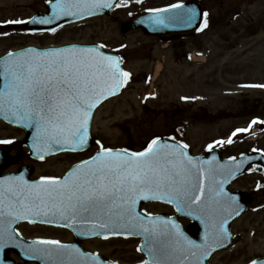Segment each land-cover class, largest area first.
<instances>
[{
    "label": "snow or ice",
    "instance_id": "snow-or-ice-1",
    "mask_svg": "<svg viewBox=\"0 0 264 264\" xmlns=\"http://www.w3.org/2000/svg\"><path fill=\"white\" fill-rule=\"evenodd\" d=\"M48 3L50 15L11 19L0 27L54 25L65 17L83 18L112 6V0ZM148 11L153 13L148 23L163 27H192L200 16L195 8L181 3ZM202 15L198 31L208 26V13ZM49 30L55 32L56 28ZM104 47L27 48L0 58V117L33 130L31 147L38 159L58 151L87 150L94 110L129 82L130 73L120 67V57L104 54L100 51ZM261 124L264 120H252L248 128L236 129L232 137ZM233 142L231 137L227 141ZM11 143L0 140V144ZM96 143V154L62 177H41L35 183L23 175L0 179V250L13 244L42 264H103L98 255L58 240H17L20 233L13 225L20 221L56 224L73 229L77 235L104 240L110 236L140 237L143 243L137 251L147 256L142 264H205L211 253L225 246L229 238L225 225L233 213L229 202L236 197L223 186L242 170L244 159L228 165L219 163L215 156L210 160L194 158L187 144L169 143L159 137L142 151ZM225 143L215 141L216 145ZM207 150L213 151L214 145L209 144ZM259 159H264V153ZM141 201L166 203L177 213L199 220L204 226L202 243L189 239L172 218L141 213Z\"/></svg>",
    "mask_w": 264,
    "mask_h": 264
},
{
    "label": "rangeland",
    "instance_id": "rangeland-1",
    "mask_svg": "<svg viewBox=\"0 0 264 264\" xmlns=\"http://www.w3.org/2000/svg\"><path fill=\"white\" fill-rule=\"evenodd\" d=\"M179 1L185 0L120 4L101 18L65 27L51 36L24 37L6 26L0 27V56L27 45L45 48L68 43L103 44L105 51L122 55L131 82L121 96L98 110L92 128L93 139L104 146L138 150L152 136L172 134L186 142L194 154L204 152L216 139L228 141L230 137L234 142L225 146L226 156L237 157L253 149L264 153V127L253 125L249 132L232 137L236 129L248 128L252 120H264V88L242 87L264 85V0H199L209 12L208 26L197 35L170 42L147 37L141 31L121 33V24L134 15ZM44 2L0 0V22L27 20L44 11ZM191 54L204 60L195 63L189 59ZM158 67L161 72L153 82ZM178 128L182 136L176 134ZM22 138V132L0 123V140L12 141L9 156L21 153L5 172H15L23 163ZM79 158L63 156L43 165L27 162L33 165L34 178L60 175ZM230 190H243L251 207L232 223V244L215 254L210 264H251L264 255L263 170L251 167L230 185ZM145 209L166 211L159 206ZM18 230L28 240L72 242L62 231L28 226ZM136 244L132 240L91 241L82 247L113 262L131 264L141 260Z\"/></svg>",
    "mask_w": 264,
    "mask_h": 264
},
{
    "label": "water",
    "instance_id": "water-1",
    "mask_svg": "<svg viewBox=\"0 0 264 264\" xmlns=\"http://www.w3.org/2000/svg\"><path fill=\"white\" fill-rule=\"evenodd\" d=\"M117 1L118 0H112V6L110 8L102 9V10H100V11H98L95 14H92V15H85L83 18H80V17H65V18L59 20L54 25L43 26V25L26 24V25H21L18 28L24 29V30H27V31H32V32H46V31H50L49 29L53 28V27L54 28H58V27L63 26L65 24L76 22V21L82 20V19H84L86 17H89V16L102 15V14L108 12L114 6V4ZM184 5H185L186 8H195L198 11V13H200V16L198 18L197 24L195 26H192V27H185V26H182V25H173V26H168V27L154 26V25H151L150 23H148L150 17L153 15V13H148V14L140 15V16L134 18L132 21L124 24L122 26L121 30H122V32H128V31L140 29L143 33H145L148 36H159V37H168V36H172V35L192 34L193 32H195L198 29L200 22L203 20L202 8L196 2H187ZM51 11H52V9L50 8V12H49L48 15L51 14ZM48 15H45V16H48ZM45 16H38V17L39 18H43ZM72 47H75V46H72ZM119 91H120V89L118 90V93H119ZM109 97H111V96H109ZM24 129L26 130V137H25V140H24V144L27 147H30L31 144H32L33 130L32 129H26V128H24ZM89 146H90V139H89ZM89 146H88V148H89ZM2 155H3V152L0 149V169L3 168V166H5V160H4V157ZM259 156H260L259 154H255V155H252V156H244V157H242V158H240V159H238L236 161H224V162H221L220 160H217V161L219 163H221V164L234 165L236 162L240 161L241 159H244L245 163L243 165V168H242L241 171H238L236 173V175L234 177V178H236L237 176L241 175L244 172V170L246 169V167L248 165H250V164L256 163V164H260L262 167H264V159H259ZM248 158H251V159H248ZM20 175H23L24 179L27 180L28 172H24V173H22ZM20 175H18V176H20ZM234 178H230L227 181V183H225L224 186H223L225 192H227L230 196L236 197L235 201H230L229 202L230 205H231V208L233 210V213H232L231 216L228 217V223L225 225V228H226L227 232L229 233V238L224 242L225 246L224 247H219V248H217V250L223 249V248L227 247L230 244L231 239H230V232H229L228 226L231 223V221H233L237 216H239V215L243 214L244 212H246V210H247V208L249 206L248 202H247V196L244 193L240 192V193L231 194L228 191H226V187L228 186V184ZM237 212L239 213L238 215L236 214ZM178 214H180V216L182 215L181 213H178ZM182 216H185V217H188V218L192 219L197 224L196 225L197 236L196 237L191 236V235H186V236L189 239H191V240H193V241H195L197 243H202V237L204 235V226L200 223L199 220L193 219L192 217H189L187 215H182ZM79 238H82V236L79 237ZM4 248H11V249L15 250L17 252V254L21 258H23L25 260H28V261H33V260L29 259L27 256H25L23 254L22 250L19 247H16L13 244H8ZM2 250H0V264H6V261L1 257ZM208 258H209V256H208ZM208 258L206 259L205 264H207ZM37 262L39 264H42L41 261L37 260ZM254 264H264V258L256 260V262Z\"/></svg>",
    "mask_w": 264,
    "mask_h": 264
},
{
    "label": "bare ground",
    "instance_id": "bare-ground-1",
    "mask_svg": "<svg viewBox=\"0 0 264 264\" xmlns=\"http://www.w3.org/2000/svg\"><path fill=\"white\" fill-rule=\"evenodd\" d=\"M158 71H159V67L157 68L156 75H157Z\"/></svg>",
    "mask_w": 264,
    "mask_h": 264
}]
</instances>
